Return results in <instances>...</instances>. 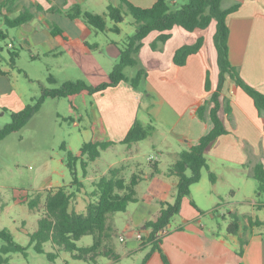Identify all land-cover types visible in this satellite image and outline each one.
<instances>
[{
  "label": "crops",
  "instance_id": "0c3cea01",
  "mask_svg": "<svg viewBox=\"0 0 264 264\" xmlns=\"http://www.w3.org/2000/svg\"><path fill=\"white\" fill-rule=\"evenodd\" d=\"M130 1L145 8L156 2ZM228 2V6L240 3V7L228 17L230 59L233 60L235 45L240 42V56L238 61L232 62L239 67L247 83L264 92V64L256 63L252 56L256 48L261 49L258 41L264 35V0ZM75 4L81 5L86 11L106 14L109 5L121 6L122 3L121 0H0V30L8 38V28L14 29V38H18L26 46H39L46 55L69 52L65 44L70 45L69 47H80L83 44L88 49L97 48V44H89L88 39L99 31L82 17L72 18L68 13ZM122 10L125 12L124 16L129 17V23L137 26L126 7ZM24 12L32 13L29 21L16 27L7 25V18H16ZM212 33V29L188 32L181 26H175L172 37L160 49L153 50L150 45L158 35L154 32L144 40L139 53V59L148 72L147 80L151 89L149 96H154L162 108H167L172 113L175 117L172 132L186 145L168 146L166 141V146H153L167 158L166 167L162 168L158 156L149 155L150 165H156L160 170L154 175H151L153 171L148 168L149 165H145L139 158L140 152L146 147L137 146L139 141L125 146L121 158L108 167L109 170L111 167L123 166L124 175L134 172L144 174V178L136 185L138 201L132 202L135 208L130 209L128 206L125 211L127 220L141 225L144 237L150 233L145 223L158 217L161 203L173 202L175 199L179 177L168 174V167L178 159L182 150L198 143L212 127L210 120H202L196 113L197 107L210 95L205 89L208 71L213 88L217 83L214 73H211L213 60L217 62V51L210 36ZM200 36L205 38L202 49L190 55L185 65H176L173 61L176 49ZM8 46L15 48V42H9ZM1 50L2 47L0 105L18 111L28 103L9 76L11 70L2 64L4 57ZM9 63L15 67L17 62L13 63L10 57ZM131 88L127 82L122 81L94 94L95 117L99 122L98 126L92 127L93 133L98 134V137H94L95 140L121 141L139 118V96ZM223 95L230 99L232 107L231 118L223 110L220 113L229 133L218 137L206 149L209 170L216 174V181L210 180V186H199L200 180L191 186V194L183 199L181 212L172 218L163 232L161 251L155 249L146 264H164L162 253L169 257L172 264H264V196H257L254 183L256 179L252 176L254 164L264 163V117L260 115L253 99L229 79ZM156 132L147 138L153 139ZM113 147L116 146L111 145L107 149ZM107 172L100 175L96 173L94 181ZM48 188L42 186L37 190ZM194 188L199 191V197L194 195ZM214 209L217 213H213ZM232 213L239 217L236 233L228 230ZM217 214L223 218L224 224L217 219ZM112 221L115 223V218ZM115 250L120 256L117 261L104 256L108 261L101 263L102 259L99 257L98 264H128L124 260L137 256L139 252L143 254V260L150 252L151 244L138 241V245L129 247L123 254L116 247Z\"/></svg>",
  "mask_w": 264,
  "mask_h": 264
},
{
  "label": "trees",
  "instance_id": "16d2710c",
  "mask_svg": "<svg viewBox=\"0 0 264 264\" xmlns=\"http://www.w3.org/2000/svg\"><path fill=\"white\" fill-rule=\"evenodd\" d=\"M121 3V6L109 5L106 14L83 10L79 4H75L68 12L72 18L82 17L99 32H106L109 29L116 32L121 31L119 23L125 20L123 7H126L127 13L134 18L137 24L136 30L127 36V40L120 47V59L110 73V80L98 85H90L81 79L68 80L59 88H43L41 96L33 98L32 102L21 110L12 112V121L0 128V140L25 126L29 119L41 109L43 102L48 97H67L71 102V107L75 108L73 100L76 96L93 95L108 87L116 86L122 81L129 83L134 88H139L148 75L139 59V53L144 45V40L151 33H158L150 43L152 49L157 50L172 37L175 26H181L186 31L193 32L197 29H210L215 24L213 43L217 51V83L213 88L211 74L208 71L205 89L210 95L196 109L199 118L210 120L212 127L199 139L198 143L189 149L182 150L178 159L168 168V174L179 177L177 191L174 201L162 202L158 217L145 223L146 227L150 229V233L142 243L151 244V250L140 264H146L155 249L161 251L160 244L165 228L170 224L172 218L181 212L183 199L190 196L191 186L201 180L203 169L209 171L212 182L216 181V174L209 170L206 149L218 137L229 133L220 115L223 110L228 117L232 116L230 99L223 95L228 79L241 87L253 99L257 110L263 117L264 92L247 83L242 77L239 67L230 61L228 17L240 7V3L223 7V0H189L188 3L178 8H173L168 0H156L151 7L146 8L135 5L130 0H121ZM32 16V13L24 12L16 18H7L6 23L10 27H16L29 21ZM106 16L115 22L114 26L109 29ZM0 37L6 39L7 35L0 30ZM204 44L205 38L200 36L194 41L178 47L174 53V63L178 66L185 65L189 56L199 52ZM10 54L11 61L15 63L19 52L13 51ZM127 67H137L135 75L128 76L125 72ZM50 80L56 82L53 77ZM155 130L156 127L153 124L145 125L136 119L121 143L130 145L144 140ZM102 131L104 132V128ZM114 144L116 142L113 140L92 139L83 143L77 153L64 143L61 145L66 150L65 163L72 174V181L68 185L37 190L35 196L28 201V206L31 209H36L44 199V214L39 219L37 228L28 233L29 246H33L36 252L45 253L50 260H55L58 251L64 249L71 252L72 257L89 261L92 264H98L100 256H107L116 261L120 258L113 242L112 215L119 211H126L130 203L138 201L136 185L144 178V174L134 172L131 174L130 180L127 181L123 175V166L111 167L105 175L93 182L94 189L91 192H87L85 182L82 180L88 175L90 162L99 158L102 150ZM79 163L82 169V178L78 173ZM158 172L160 170L157 166H153L151 175ZM252 176L257 181L256 194L261 197L264 195L263 162L254 164ZM82 194L93 197L87 201L86 210L79 212L71 206L78 195ZM192 204L195 205L194 201ZM238 221V215L232 213L228 226L231 233L237 232ZM84 235L93 236L91 245L79 246L77 244V241ZM0 242V264H11V253L19 252L27 255L28 246L17 242L14 234L8 228H0ZM46 242H51L56 251L47 252L44 247ZM162 259L164 264H172L165 253H162Z\"/></svg>",
  "mask_w": 264,
  "mask_h": 264
},
{
  "label": "rangeland",
  "instance_id": "374dc122",
  "mask_svg": "<svg viewBox=\"0 0 264 264\" xmlns=\"http://www.w3.org/2000/svg\"><path fill=\"white\" fill-rule=\"evenodd\" d=\"M168 1L173 8H178L188 3L189 0ZM228 3V0H224L223 7H227ZM123 13H125L124 10ZM125 18L124 22L119 23L122 31L107 30L106 32H96L95 35L90 36L89 44H97V48L88 49L83 44L80 47H69L70 45L65 44L64 46L69 48V52L50 55L44 54L37 45L22 44L18 38H14V29L8 28L9 37L0 38L1 52L4 57L2 64L11 70L9 76L12 77L18 90L23 93L26 103H31L33 98L41 96L43 88H59L68 80L81 79L90 85L107 82L110 80V73L114 65L120 59V47L127 40V36L133 34L137 27L129 23L127 15ZM0 19H2L1 14ZM106 22L109 28L115 24L108 16H106ZM211 29L213 33L210 36L213 43L215 24L210 27V31ZM11 41L15 42V48L8 46ZM258 42L261 49L256 48V52L252 56L256 59V63L264 64V35ZM228 44L230 52V43ZM14 50L20 52L15 67L9 63L10 53ZM241 50V44L237 42L234 57H232L234 61H238ZM233 60L230 59L232 64H234ZM136 70L137 67H127L125 72L128 76H133ZM212 72L217 79L218 65L215 60L212 63ZM52 77L56 79V82L50 80ZM131 89L138 94V103L141 105L137 119L143 120L146 124H153L156 127L155 132L157 131L153 139L149 137L139 141L137 146H146L140 152L139 158L153 171L148 157L150 154L156 155L160 167L165 168L167 158L153 146H166V141L169 143L168 146H186L184 141L178 139L172 132L175 117L167 108H162L154 96H149L151 89L147 79L139 88L132 87ZM95 102L94 94L78 95L73 100L75 108H72L67 97H48L43 102L41 109L29 119L25 126L0 140V228L10 229L17 242L28 246L27 255L19 252L10 254L11 264H92L89 261L72 257V253L64 249L58 251L55 260H50L45 253H38L33 246H29L28 233L34 231L38 226V221L44 212V201L36 209H31L28 206V201L35 196L39 187L54 188L70 184L73 177L65 163L66 150L61 145L64 143L77 153L83 143L98 137V134L92 131V127L98 126L97 123H99L95 117ZM12 112L11 109L3 108L0 105V128L12 121ZM112 146L116 147L102 150L101 156L90 162L89 176L82 178V169L80 163L78 164V173L85 182L87 192L94 189L93 181L96 173L100 175L102 172L108 171L109 165L116 163L124 153L125 146L129 145L116 141V144ZM124 176L129 181L131 174L126 173ZM209 178V171L204 168L199 186L204 184L210 186ZM254 183L256 189L257 181L255 180ZM194 195L199 197V191L195 188ZM92 197L78 195L71 208L79 212L85 211L87 201ZM129 206L132 209L135 204L131 203ZM213 213H217V210L214 209ZM113 218H115L113 242L116 249L123 254L128 251L129 247L138 245L140 240L136 235L143 233V230L141 225L127 220L125 211L116 212L112 215ZM217 219L224 224L223 218L218 214ZM128 224L130 225L128 226ZM121 237L123 240L120 239ZM92 243V235H84L77 241L79 246H89ZM44 247L47 252L56 251L51 242H46ZM142 255L139 252L137 256H134L135 258H126L124 262L139 264ZM100 258L102 259L101 263L108 261L104 256H100Z\"/></svg>",
  "mask_w": 264,
  "mask_h": 264
},
{
  "label": "built area",
  "instance_id": "2783aa9c",
  "mask_svg": "<svg viewBox=\"0 0 264 264\" xmlns=\"http://www.w3.org/2000/svg\"><path fill=\"white\" fill-rule=\"evenodd\" d=\"M11 45V44H10ZM144 236H143V234L142 233H138L137 234V238L140 240V241H145V237L143 238ZM121 240H123V238L121 237Z\"/></svg>",
  "mask_w": 264,
  "mask_h": 264
}]
</instances>
